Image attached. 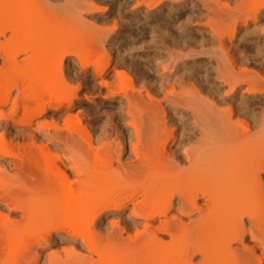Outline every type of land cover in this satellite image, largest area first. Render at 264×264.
I'll use <instances>...</instances> for the list:
<instances>
[{
    "label": "bare ground",
    "instance_id": "bare-ground-1",
    "mask_svg": "<svg viewBox=\"0 0 264 264\" xmlns=\"http://www.w3.org/2000/svg\"><path fill=\"white\" fill-rule=\"evenodd\" d=\"M97 1L0 0V48L8 45L0 52L7 67L0 71V108L10 104L0 119L21 129L14 133L21 141L16 147L0 133V159L6 161L0 165V264H36L41 251L58 239L71 245L46 253L45 264H264V110L252 114L250 125L242 120L251 110L249 97L264 93V77L244 69L237 73L240 60L231 56L237 31L255 28L264 17V0H231L232 8L229 0H199L208 15L199 23L209 30L221 68L236 72L233 78L244 83L243 101L220 108L198 87L178 93L171 86L162 96L173 107L169 115L167 105L148 92L114 90L117 78H128L122 72L107 75L111 51L102 40L116 31L97 35L101 29L82 15L97 12ZM138 1L136 8L143 0ZM159 1L146 4L147 17L161 11L164 1ZM169 1L171 9L186 2ZM84 31L101 48L100 56L93 45L71 46L70 37ZM258 32L264 36V27ZM46 33L50 38L39 40ZM92 34L102 42L95 43ZM46 56L50 61L40 63ZM65 60H76L82 73L91 68L97 86L125 103L127 119L112 123L113 137L107 135L104 143L100 137L101 145L97 140L94 145L78 115L68 113L85 74L80 73L81 83H72ZM235 85H228L226 95L235 94ZM175 108L189 122L177 136L166 121ZM126 210L124 226L110 217L100 227L109 212Z\"/></svg>",
    "mask_w": 264,
    "mask_h": 264
},
{
    "label": "rangeland",
    "instance_id": "rangeland-1",
    "mask_svg": "<svg viewBox=\"0 0 264 264\" xmlns=\"http://www.w3.org/2000/svg\"><path fill=\"white\" fill-rule=\"evenodd\" d=\"M51 1H55L56 3H59V5L63 3V0H51ZM137 1L138 0H100V1H97V2H99V4H97V5H98L100 10L103 9V11H104L103 14L98 11L99 9L97 10V12H93L90 14L82 12L83 17L85 16V22L88 25H92V26H95V28H97V29H101V30H98L99 33L101 31H102V33H106L107 31H111V30L116 31V32H111L110 34L106 33V37L103 38V40H102L103 43L105 44V46H107L106 48L110 49V51H111L110 68H108V70H107V75L112 76L116 72H122L128 78V80H121V79L117 78L116 79V86L117 87H115L114 90H124L129 95L133 94L136 96H137V93L141 92V95H145L144 92L145 93L148 92L151 95H154V97H157L158 100L162 101V105L164 107H166V105H167L166 109H168V115H169L170 113H172V111H170V110L173 107H171V106L168 107L169 105L165 101L162 100V99H164L162 96H163V93H165V91H167V89L169 90V88L171 86L174 87L175 91H177L178 93L181 92V90L182 91L183 90L192 91L195 89L194 87H198L199 90H196V89L195 90L199 91V92L202 91L201 94L204 95L203 96L204 98L208 99V97H209V99L211 98L212 101L217 103V105L221 106L220 108H225L228 106L229 102L234 103V105H238L243 101L241 99L243 97L242 91H244L243 89L244 88L246 89V87H245L244 83H242V81H240V79L237 78V76H236V79L233 78L234 77L233 75H235L236 72L238 73L239 69H242V70L244 69L246 71L248 70V71H250V73H254V74H259V75L261 74L264 77V57H263L264 56V41H263L264 36L260 37V35H259L260 33L258 32L260 28L264 27V17H262L258 20L255 28L250 27L244 31L243 30L237 31V34H236V37H235V40L233 43H234V46L238 47V51H237L236 47H234V50L232 49L233 51H231L232 55L231 54L230 55L232 57H234L233 59L239 58L240 62L238 63L239 66L237 64V68L234 69V71H236V70L237 71L231 75V73L226 72L227 68H225V69L221 68V66H222L221 60L219 59V56H218L216 50L212 49L214 47V43H212L213 39L211 40L210 37L208 36L209 30L206 28V26L204 27L203 25H201V23H202L201 21L204 19V16L207 13H205V10H203V8L200 6L201 2L199 0H196L198 4L196 3L195 0H185L186 2L184 4H182V6H179V8L176 6L178 3L177 4L174 3L175 7L173 6L174 8H172V9L169 7V4H170L169 0H166V1L160 0L161 2L164 1L167 4L162 2L163 6H162L161 11H158L157 12L158 14L156 13L153 15H149L150 17L149 16L147 17L145 14L146 11H143L144 8H146V4H147V3H145L146 0H143V1L139 0L140 3H141V1H142V3L141 4L138 3V6L136 8V5H137L136 2ZM148 1H146V2H148ZM152 1L153 0H150V2L147 5L152 3L151 5H152V7H154L155 6L154 3L156 2V0L153 1L154 3ZM190 1H194V2L190 3ZM222 1L223 2H221V3H225V4H227V2H228L227 0H222ZM224 1H226V2H224ZM159 2H157V3H159ZM206 3L209 4V1H207ZM210 3H212V2H210ZM229 3H231V0H229ZM232 3H233V5H235L234 2H232ZM232 3L230 4V7L233 6ZM132 4H134V5L132 6ZM212 4H210V5H212ZM165 5H166V7H169L172 11L169 8H166ZM134 7L136 8L135 12H134ZM166 10H167V12H165ZM168 11H170V12H168ZM164 12H165V14H164ZM138 13H140V14H138ZM166 13H167L168 17L165 16ZM163 15H164V17H163ZM196 15H199V17L197 18ZM157 16H159V17H157ZM161 16H162V18H161ZM206 16L208 17V15H206ZM202 17H203V19H202ZM133 18H134V20H133ZM156 18L158 19V20H156L157 23L153 21ZM164 18H166L167 20ZM173 18L175 20L177 18L178 19L175 21V20H173ZM186 18H187V20H186ZM188 18L191 21L190 23L188 22L189 21ZM170 20H172V22ZM135 21L136 22L140 21V22L136 23ZM150 21L151 22L153 21L156 24L152 23L153 24V26H152ZM158 21H159V24H158ZM185 21H186V23H185ZM114 22H116V23H114ZM130 22H131V25H130ZM147 22H149V23H147ZM162 22L164 23V25ZM181 22L183 23V26L181 25L179 27ZM199 22H201V23H199ZM113 23L116 25V26L114 25L115 30H114ZM198 23L200 26L198 25ZM61 24L62 23H60L59 25H61ZM220 24H219V27H220ZM222 24H221V26L223 27ZM65 25H67V24H65ZM159 25H160V27L162 26L161 28H163V29H160ZM158 27L160 30H163V31H160L158 29ZM196 27H197V29H196ZM60 28L62 29L64 27H60ZM66 28H68V27H65V29ZM90 28L94 29V30L92 29V32L94 31L95 34L98 33L97 29H95L94 27H90ZM214 28L216 29L217 27H214ZM219 29H223V28L220 27ZM128 30H129V32H127ZM216 30H218V29H216ZM61 31H63V30H61ZM125 32H127V35H125L126 34ZM119 33H120V35H119ZM50 34L51 33H49V35H48V33H46L44 35L41 34V36L39 37L40 39L39 38L38 39L43 40V41L45 39H49L51 36ZM165 34L169 35V36H166ZM93 35L94 34H92V36ZM97 35H101V33L97 34ZM79 36L80 37H77V38L76 37L75 38L70 37L69 42H71V40L73 39L71 46L75 47V45L77 43L78 47L80 46L79 49L81 47L82 48H88V47L92 48L91 45H93V47H94V43H93L94 40H92V38L90 40L89 39L90 35L89 36L87 34L85 35V31L81 32V34H79ZM93 38L96 39L95 36H93ZM113 38H114V40H113ZM38 39H36L37 41L35 43L33 42L34 44L33 43L32 44L38 45V43H39ZM66 39H65V41L62 40L63 41L62 43H65ZM127 39L129 42L127 41V43H126ZM181 40L183 41V43H181L182 42ZM2 41H3V39H1V42ZM102 41H97V39H96L95 43L102 42ZM210 41H211V43H210ZM69 42H68V44H70ZM73 42H75V43H73ZM106 42H108V43H106ZM184 42H185V44H184ZM13 43H11L12 46H13ZM60 43H61V41H60ZM73 44H75V45H73ZM131 44H132V46H130ZM99 45H100V43H99ZM126 45L128 47H126ZM211 45H213V46H211ZM95 46L96 47H94L93 49H98L97 50L98 52L96 51L95 55L100 56L99 53H101V51H100L101 48H99V46H97V44H95ZM129 46L131 49L129 48ZM76 48H77V46H76ZM0 49H1L0 52H3L4 50L8 49V45L5 46L4 48H0ZM126 49H128L129 51ZM187 49L189 50V52L191 51V53H189ZM173 50H175V51H173ZM262 50H263V52H262ZM172 53H173V55H172ZM143 54L146 56H144ZM0 55H2V53H0ZM96 56L94 58H96ZM171 56H172V58H171ZM50 59H51V57H49V56L42 57L40 59V63H43V64L48 63V61H50ZM66 62H67V60H65L63 62L64 63L63 65L65 66L64 68L67 67L66 69H68L67 74H69L70 77L72 76L71 78L74 79V82H72V83H76V82L81 83L83 81L81 83L83 87L78 92V96H79L78 100L76 99L72 102L73 106L71 105V108L68 110V113H70L72 115L76 114V116L78 115V118L88 128V130H90L92 136L94 137L93 138L94 145L97 144V146H98V142L101 139L100 137H102L103 143H104V141H107L108 138H111V136L113 135L112 134L113 124H115L117 121H120L122 118H124L123 119L124 121L127 119V118H125L126 116H124L125 114L123 112V110H125L124 109L125 103L123 102L124 103L123 104L122 102H120V100L118 99L119 96L114 97V99L110 98L109 95H107L108 92H106V90L104 88L97 86V83H96L97 79H93L91 76V71H92L91 68H88L85 72L82 73L79 70L80 66L77 64L76 60H74V63H71V61H69V60H68V64H66ZM215 66H216V68H215ZM0 71L1 72L7 71V67L4 66L1 58H0ZM166 72H167V74H166L167 76L166 75L161 76L162 73H166ZM220 72H221V74H220ZM80 73L82 75L83 74H85V75L82 76ZM89 73H90V75H89ZM74 74H76V75H74ZM75 76H77L76 78H78V79H76ZM160 76L162 78H160ZM79 77H81L80 78L81 82H79L80 81ZM222 78H225L226 81L224 82V79H222ZM236 80H238V81H236ZM236 82H238L237 85H235ZM83 83H84V85H83ZM228 83L235 85L236 92L234 95H228V94L226 95V91L228 90L227 87L229 85ZM238 84H239V86H238ZM161 87H163L166 90H164ZM154 91H155V93H154ZM14 95H15V92H14L13 96ZM263 95H264V93L260 97L257 96L258 98L257 97L255 98L253 96L249 97L251 99L253 98L251 103L255 104V105H252V104L249 105V109H251V110H249L247 113H245L246 117H244V114L242 115L243 117L240 116V113H241L240 112L238 114V116H239L238 118L242 117V120L245 122L247 121L246 123L248 125H250L252 114H254V113L256 114V113H259L261 110H264V103H263L264 102V96ZM200 97H202V96H200ZM260 98H262V99H260ZM251 99H249V100H251ZM259 99H260L261 103H260ZM121 103L123 104V106H121ZM9 107H10V104H8L7 106L1 107L0 111H2V112L4 111L5 113H8L7 111L9 109ZM121 108H123V110ZM254 108L257 109L258 111L257 110L255 111ZM119 109L122 110L121 113H120ZM176 110L177 109L175 108L173 111L174 114L171 115V119L168 116L166 121H167V124H168L170 129H171V127H173V133L176 132L177 134H175V135L177 136L180 134L182 128L188 127L189 122L186 121V119H187L186 117L183 118V116H182L183 114L180 115L179 110H178V112ZM59 113H63V111H61ZM121 114H122V116H121ZM246 114H248V115H246ZM4 115L6 116V114H4ZM117 118H118V120H117ZM8 119L9 118H7V117L6 118L3 117L0 119V133L2 135L5 134L4 138H6L5 140L8 144H10L13 147H16V145L21 144V141L15 139L14 133L20 131L21 129L20 128H14L13 126H11L12 122L9 121ZM111 121H113V122H111ZM110 125H112V126H110ZM107 126L108 127L110 126V128H108ZM105 129L106 130L109 129L110 131L109 130L106 131ZM103 131H105V132H103ZM103 134H105L106 136ZM102 135L104 136L105 140L103 139ZM107 135H110V137L107 138ZM40 140H41V138H38L37 142L40 143L39 142ZM96 140L98 141L97 143L95 142ZM24 142H27V140ZM99 144H100V142H99ZM38 145H40V144H38ZM175 147L176 146L172 147V149L175 150ZM128 150H129V145H127V148H126L127 153L123 156V159H125L127 157ZM101 152H100V155H102ZM5 163H6L5 160L0 159V165H3ZM262 176H264V175H262ZM111 213L109 212L108 215L104 216V218L102 220L103 222L101 224H99V225H101L100 227H105L107 225V223L110 221V219H111L110 217H112L113 220L119 221L120 226H124L125 221H126V217L128 214V210H126L125 212H122V214H120V215H118L117 212H111ZM15 217L16 216H12V218H15ZM70 245L71 244H69V242H67L66 240H62V239H58V240L54 241L53 243H50L49 246H46V248H44L41 251L40 257L38 258L36 264H45V259H46L45 254L46 253H48L50 251H55V252L58 251L59 253H61L64 248H68Z\"/></svg>",
    "mask_w": 264,
    "mask_h": 264
}]
</instances>
